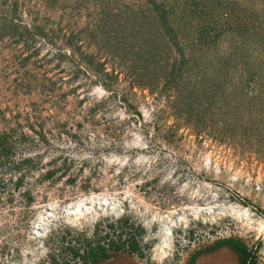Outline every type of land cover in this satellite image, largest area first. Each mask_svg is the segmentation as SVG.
<instances>
[{"label":"rangeland","instance_id":"obj_1","mask_svg":"<svg viewBox=\"0 0 264 264\" xmlns=\"http://www.w3.org/2000/svg\"><path fill=\"white\" fill-rule=\"evenodd\" d=\"M0 136V264H264V0H0Z\"/></svg>","mask_w":264,"mask_h":264},{"label":"trees","instance_id":"obj_2","mask_svg":"<svg viewBox=\"0 0 264 264\" xmlns=\"http://www.w3.org/2000/svg\"><path fill=\"white\" fill-rule=\"evenodd\" d=\"M7 17V15L5 16ZM10 31H15L14 28H8ZM6 30V29H5ZM13 143L10 138L0 136V166H4L2 159L10 153ZM29 160H23L20 166L27 163ZM3 186L6 188V181L2 180ZM5 182V183H4ZM127 221V219L125 220ZM128 222V221H127ZM95 233L92 241L87 243L84 252L77 249L74 252V264H99L103 260H109L120 253H136L139 251V242H137L134 232H126V226L108 224L104 229ZM125 228V229H124ZM134 230V229H133ZM131 231V230H130ZM218 244L227 247L232 251L238 259L239 264H257L256 256L247 245L240 240L226 239Z\"/></svg>","mask_w":264,"mask_h":264},{"label":"bare ground","instance_id":"obj_3","mask_svg":"<svg viewBox=\"0 0 264 264\" xmlns=\"http://www.w3.org/2000/svg\"><path fill=\"white\" fill-rule=\"evenodd\" d=\"M97 198H98V197H97ZM230 208H231V207H230ZM232 211H233V210H232ZM243 211H244V210H243ZM73 212H74V211H73ZM74 213H75V212H74ZM245 213H248V212L245 211ZM236 216H237V215H236ZM238 216H239V219H241V216H242V215H241L240 212L238 213ZM238 216H237V217H238ZM245 218H246V217H245ZM248 225H249V224H248ZM261 228L263 229V228H264V225H261ZM170 234H171V233H170ZM169 239H170V238H169ZM166 240H167V239H166ZM163 249H164V248H163Z\"/></svg>","mask_w":264,"mask_h":264}]
</instances>
